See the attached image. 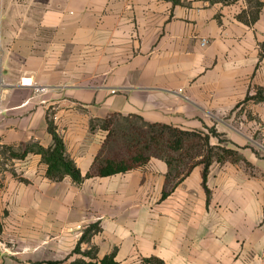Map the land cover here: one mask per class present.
Returning a JSON list of instances; mask_svg holds the SVG:
<instances>
[{"label": "crops", "instance_id": "0c3cea01", "mask_svg": "<svg viewBox=\"0 0 264 264\" xmlns=\"http://www.w3.org/2000/svg\"><path fill=\"white\" fill-rule=\"evenodd\" d=\"M259 1L248 23L249 0H0V264H71L77 247L118 264H264ZM51 125L80 182L48 177L36 149L54 146ZM149 125L239 159L204 178L202 156L175 151L171 167L156 141L147 162L101 175L146 150Z\"/></svg>", "mask_w": 264, "mask_h": 264}, {"label": "trees", "instance_id": "16d2710c", "mask_svg": "<svg viewBox=\"0 0 264 264\" xmlns=\"http://www.w3.org/2000/svg\"><path fill=\"white\" fill-rule=\"evenodd\" d=\"M255 10L251 12L250 18H247L245 14L239 15L241 20H245L248 23H255L259 17V13L262 9L263 3L259 0H249ZM149 129L153 134H150L152 139L149 138V141L142 140V144L146 150H139L131 146L127 148V156L119 160L113 159L109 160L99 172L101 175H110L119 172H124L126 170L132 169L137 165L147 162L152 156L156 154L155 151L160 152L157 148L160 147L157 142H161L163 149L164 157L169 166L172 167L174 164L173 153L178 152V156L181 159H193L196 156H202V163H204V178H206L208 166L212 163V160L224 161L225 159H231L236 161L239 159L237 152L221 148L213 147L209 145V137H202L197 134H192L189 132H183L172 128H167V126H156L149 125ZM157 128V136L154 135V132ZM49 130L54 135V146L48 149L38 147L36 151L42 154L44 161L48 164L47 175L50 179L55 181L62 180L65 175L71 176L75 182H80L82 180L81 173L75 164L66 156L65 146L62 141L56 134L52 125L49 127ZM155 136V137H154ZM196 142V144L193 143ZM140 142V141H139ZM135 143V142H134ZM157 147V148H156ZM157 149V150H156ZM180 151V152H179ZM214 151H217L214 152ZM207 153V155H205ZM16 156L20 157L24 154L16 153ZM216 156L214 158L213 156ZM185 161V160H184ZM189 161V160H188ZM189 163V162H187ZM186 163V164H187ZM1 223H0V232H1ZM101 230L98 225H91L84 232L81 242L87 240L89 236L98 233ZM75 253H80V248L77 247ZM82 258L76 259L71 264H118L115 261V254L105 256L103 259H98L95 248L89 250L88 253H83ZM157 264H162L157 261ZM31 264H59V262H36Z\"/></svg>", "mask_w": 264, "mask_h": 264}, {"label": "rangeland", "instance_id": "374dc122", "mask_svg": "<svg viewBox=\"0 0 264 264\" xmlns=\"http://www.w3.org/2000/svg\"><path fill=\"white\" fill-rule=\"evenodd\" d=\"M209 132V134L210 135H212L213 137H215L214 139L216 140L215 142H224V137L223 136H221V135H219V134H217V132H215V131H208ZM214 141V140H213ZM214 152H216L217 153V151H214ZM205 155H207V153L205 154ZM214 158H216V156L214 155L213 156ZM81 253H82V255H83V253H88L89 251H80ZM83 257V256H82Z\"/></svg>", "mask_w": 264, "mask_h": 264}, {"label": "built area", "instance_id": "2783aa9c", "mask_svg": "<svg viewBox=\"0 0 264 264\" xmlns=\"http://www.w3.org/2000/svg\"><path fill=\"white\" fill-rule=\"evenodd\" d=\"M206 42H203V44H205ZM21 84L23 86H31L32 85V80L30 78H23L21 80ZM0 99H1V82H0ZM2 114V110H1V105H0V116Z\"/></svg>", "mask_w": 264, "mask_h": 264}]
</instances>
